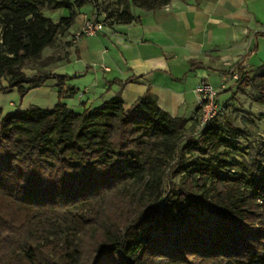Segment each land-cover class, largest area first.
Instances as JSON below:
<instances>
[{"label": "trees", "instance_id": "16d2710c", "mask_svg": "<svg viewBox=\"0 0 264 264\" xmlns=\"http://www.w3.org/2000/svg\"><path fill=\"white\" fill-rule=\"evenodd\" d=\"M171 1L116 0L103 19L129 25L133 9ZM94 2L0 0L2 90H59L52 108L0 107V264H264V149L240 148L246 133L218 100L230 89L201 128L199 107L172 117L149 92L75 112L61 94L70 76L22 71ZM47 7L68 16L54 21ZM244 64L227 75L264 100V64L252 75Z\"/></svg>", "mask_w": 264, "mask_h": 264}, {"label": "crops", "instance_id": "0c3cea01", "mask_svg": "<svg viewBox=\"0 0 264 264\" xmlns=\"http://www.w3.org/2000/svg\"><path fill=\"white\" fill-rule=\"evenodd\" d=\"M133 15L129 25L110 24L73 44L84 19L78 13L48 48L66 71L61 75L71 77L61 91L68 106L82 112L120 93L129 107L149 92L170 116L191 119L200 81L227 80L232 66L242 60L247 66L264 45V0H172Z\"/></svg>", "mask_w": 264, "mask_h": 264}, {"label": "rangeland", "instance_id": "374dc122", "mask_svg": "<svg viewBox=\"0 0 264 264\" xmlns=\"http://www.w3.org/2000/svg\"><path fill=\"white\" fill-rule=\"evenodd\" d=\"M118 10L119 7L116 4V0H95L94 3L87 4L81 8L79 15H82L84 18L85 16L97 13L101 18H104ZM43 13L54 21L68 16L67 10L63 8L49 9L47 7ZM110 22V19L107 18L105 25L109 26ZM93 39V37H86L80 41L84 43ZM48 58L50 59L49 62H47ZM262 64H264V45L261 44L259 53L255 59L250 60L247 66H245V71L252 75L258 71ZM22 71L28 76H33L37 73H57L61 75L66 72L64 67L60 68V65L57 64L55 52L50 53L48 48L44 50L40 61L26 64ZM7 81V78L2 79L0 85V107L3 109L4 115L17 109H28L30 107L52 108L58 101L59 90L56 86H53V80H49L43 86L29 88L28 93L23 97L17 89L2 90L3 87L7 86ZM213 87L218 92L230 89V92L219 95L218 100L222 107H224V117L228 118L234 126L246 133L245 136L239 138L240 148L244 152L248 151V148L254 147L264 149V100H261L259 91L244 82H240L236 76L220 81L217 85H213ZM26 88L28 89L27 86ZM79 96L80 93L78 92L74 98L76 99ZM62 100L63 102H67L70 99L62 98ZM69 107L75 112H81V109L78 107H74L73 105ZM179 179L180 177H172V181L176 183L179 182ZM131 185L128 186V189L134 192L137 187Z\"/></svg>", "mask_w": 264, "mask_h": 264}, {"label": "built area", "instance_id": "2783aa9c", "mask_svg": "<svg viewBox=\"0 0 264 264\" xmlns=\"http://www.w3.org/2000/svg\"><path fill=\"white\" fill-rule=\"evenodd\" d=\"M106 25L104 19L97 13L85 16L81 27L74 33L71 42L76 44L79 40L95 36L104 31ZM199 102L200 121L199 127L217 116L222 110L217 100L218 91L211 84L202 80L195 89Z\"/></svg>", "mask_w": 264, "mask_h": 264}]
</instances>
